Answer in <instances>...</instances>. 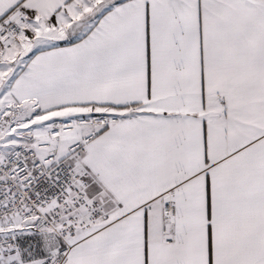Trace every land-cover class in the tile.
Masks as SVG:
<instances>
[{
  "label": "snow or ice",
  "instance_id": "obj_1",
  "mask_svg": "<svg viewBox=\"0 0 264 264\" xmlns=\"http://www.w3.org/2000/svg\"><path fill=\"white\" fill-rule=\"evenodd\" d=\"M0 264H264V0H0Z\"/></svg>",
  "mask_w": 264,
  "mask_h": 264
}]
</instances>
